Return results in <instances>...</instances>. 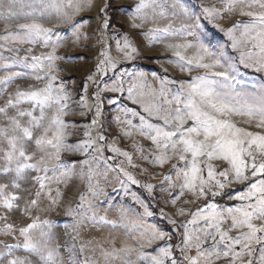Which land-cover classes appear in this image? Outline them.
<instances>
[{
  "label": "snow or ice",
  "instance_id": "snow-or-ice-1",
  "mask_svg": "<svg viewBox=\"0 0 264 264\" xmlns=\"http://www.w3.org/2000/svg\"><path fill=\"white\" fill-rule=\"evenodd\" d=\"M94 0H0V17L6 22L18 17H31L30 22L15 24L11 31L6 24L4 34L0 35V96H5L0 105V236L11 238L13 243H0V264H98L90 257L80 259L85 251L75 243L68 252L67 260L61 248L54 241L53 229L57 222L44 218V214L55 210L64 203L61 186L78 178L85 184L75 207L72 204L64 209V215L71 217V228L78 236V228L85 222L95 225L117 227V220L109 219L108 209L99 214L102 197L108 194L101 186L100 178L107 182L108 172H116L120 188L128 193V184L140 182L124 167H138L133 155L115 146V141L107 143L101 123L103 105L102 92L124 94L123 77L119 72L116 83L101 88L89 104L88 86L73 100L71 93L59 80L62 71L57 62L70 58L57 55L68 36L72 43L78 44L90 37L81 34L85 21L76 20L84 11H91ZM202 7L203 18L212 23L231 42L239 57L228 56L223 50L219 55L212 53L201 44L197 37L200 17H195L190 26L173 29L155 28L148 35L153 38L169 35H187L196 43H183L171 46L176 57L173 61L181 71L203 70V75L191 77L189 81L162 79L159 89L149 87L152 102L144 103V74L127 88L128 99L140 104L144 113L151 119L128 109H121L125 119L116 117L121 135L131 138L133 133L151 141L152 148L146 149L135 142L133 150L139 158L153 167L163 168L170 164V172L164 176L162 184L172 198L175 207L177 200L184 196L191 199L183 203L191 204L205 201L194 212L177 208L175 215L189 216L180 225L171 217H166L176 228H183L179 243L173 244V237L154 224H146L144 216H151L148 206L132 193L133 201L144 209V214L133 213L130 208L120 206L119 226L123 227L128 240L117 248L113 242L110 249L101 248L104 264H264V85L258 91L247 92L237 88L241 83L240 67L256 73H264V0H221V6ZM109 3L100 9L102 23L99 31L110 30L108 16ZM159 9L164 15L166 5L162 0H138L131 11L130 19L141 18L147 9ZM187 11L186 9L184 10ZM225 13L247 17V21H237L232 27L222 28L216 20ZM127 14V13H125ZM55 17L58 23L54 28L45 27L35 17ZM67 25L68 35L56 31ZM133 28L140 27L135 23ZM239 32V37L236 33ZM116 51L123 60H132L138 55L137 49L127 35L112 37ZM41 44L50 49L39 56L31 55V48L24 56H19V48L13 45ZM101 43H105L102 39ZM87 51V49H85ZM193 50V55L186 53ZM13 53L5 56L2 53ZM95 72L88 81L97 83V76L117 71L120 60L110 54V46L99 53ZM210 61V62H209ZM22 71H14V68ZM135 76L134 73H127ZM24 78H31L42 87L21 88L17 86L9 92L10 85ZM178 87H170L176 85ZM159 101V102H157ZM109 104L117 101L109 99ZM76 104L80 116L92 113L89 123L83 125V139L69 143L73 130L80 127L70 123L66 117L75 115L71 105ZM94 107V112H93ZM138 117L139 123H133ZM244 118L237 121L235 118ZM161 123H153L152 121ZM190 122V123H189ZM252 128L258 131L251 130ZM96 131L95 136L93 130ZM114 155L104 157V151ZM66 154L83 156L82 161H69ZM123 157L119 168L109 165L108 160ZM176 161V163H173ZM103 169V171H101ZM147 171V169H144ZM174 178V179H173ZM232 185H243L239 192H229ZM143 187L151 194L154 185ZM178 191L173 194V190ZM226 197L236 201L233 206L220 204L217 198ZM109 205V208H112ZM19 212L29 222L17 227L9 222L11 214ZM233 233H236L233 235ZM131 241V242H129ZM162 242V243H161ZM153 244L159 246L152 252L146 251ZM22 252L23 255H17ZM135 257V259H133Z\"/></svg>",
  "mask_w": 264,
  "mask_h": 264
},
{
  "label": "rangeland",
  "instance_id": "rangeland-1",
  "mask_svg": "<svg viewBox=\"0 0 264 264\" xmlns=\"http://www.w3.org/2000/svg\"><path fill=\"white\" fill-rule=\"evenodd\" d=\"M81 3H86V0H80ZM166 5V12L164 15L159 14V9L153 11L151 8L147 9L141 18L132 21L130 19L131 11L134 9L138 0H94L93 7L91 11H84L79 16L75 17L76 20L85 21V27L81 29L82 35H87L90 37L89 40L83 41L78 44L72 43V38L68 36L63 46L58 50L57 55L70 58L69 62L64 60L58 61L57 66L62 69L59 73V80L63 81L65 87L69 90L72 95L73 100H77L82 94V89L85 85L88 86V95L90 97L89 104L92 105L94 101L91 97L95 94L97 84L101 88L105 86H112L116 81V76L119 72H125L123 77V86L125 92L123 95L114 92H102L101 101L103 105V115L101 116V123L103 127L104 135L107 137V143L111 144L115 141V146L123 151H128L133 155V161L138 165V167H130L125 161L124 167L130 172L136 180L140 182L139 185L128 184V193L120 188L119 183L116 181V172L109 171L107 176V182L100 178L101 186H105L107 192L106 197H102L100 202H94L99 204V214L104 215L105 210L107 211V216L109 219L117 220V227H112L111 225H95L90 222H85V224L78 228V236L75 241L72 237L76 235L71 228L65 229V224H72L73 220L71 217L64 215V209L68 204H72L75 207L78 201L79 195L85 189V184L82 183L78 178H73L68 182V186L65 188L61 186L64 192V203L57 207L55 210L44 214V218L51 219L57 222V227L53 229L54 241L61 248V254L67 260L68 252L66 249L70 248L73 243H75L76 248L79 249L81 245L85 247V251L81 254L80 259L85 257H90L97 261L98 264H104L103 258L100 253L101 248L110 249L113 242L115 246L119 248L122 242L128 240V234L123 227L119 226L118 211L120 206L130 208L133 213L140 214L143 216L144 209L140 207L139 204L135 203L132 198V193H135L143 202L148 206L151 216H144V222L146 224H154L158 228L166 231L173 237L172 243H179V234L183 232V228H176L169 223L166 217H171V219L176 221L177 225L182 222L187 221L189 216H177L175 215L177 208H184L189 212H194L198 207L205 203V201H197L196 203L185 204L184 200L191 199L190 196H184L177 200L175 207L170 203L171 196L168 195L167 184H162L163 178L171 170V165L167 164L163 168L153 167L151 164L142 161L139 158V154L133 150V143L142 145L146 151L144 155H149L150 153L147 149H151L153 146L151 141L144 139L143 137L133 133L131 138L121 135V128H127L126 125L117 124L116 117L120 116L121 120L125 119L121 113V109L129 110V117L131 112H137L144 115L146 118L151 119L144 113L140 104L133 103L128 99L127 88L131 83L135 82L140 73L144 74V80L140 81L141 84L145 85L143 91L145 95L136 97L137 99H143L144 103L152 102V97L148 94L149 87L151 89H159L160 81L162 79L180 81H189L191 77L196 75H203V70L192 71L188 73L187 71H181L173 61L176 57L171 51V46L183 43H196V39L187 35H169V36H158L153 38L148 35L155 28H165L171 25L173 29H181L185 26H190L192 20L195 17H200L199 24L200 27L197 31L198 40L205 48H208L210 52L219 55L220 51L223 50L228 56L239 57V52H234L231 48V42L220 32L217 27L208 20L203 18L202 7L216 6L219 8L221 6V0H162ZM105 3L110 4L108 9V16H114L115 19H110V30L101 33L99 25L102 23L99 18L100 9ZM187 10L186 12L184 10ZM127 13V14H125ZM31 17H18L10 21H5L0 17V35L4 34L5 26L8 25L11 31H15V24L20 22H30ZM37 22L43 23L45 27L54 28L58 23L55 17H35ZM247 17H241L238 14L225 15L216 20L222 28L232 27L237 21H247ZM135 23L140 25V27L133 28L132 24ZM68 26H62L56 31L61 34L68 35ZM127 35L132 41L134 47L137 49L138 55L132 60H123L120 54L116 51L115 40L112 37H120ZM239 37V32L236 33ZM105 43H101V40ZM0 43H3L0 41ZM110 46V54L114 58H118L120 62L117 66V71L114 73L111 70L108 71L107 75L97 76V83L93 84L88 81V76L95 72L96 64L99 61V53L106 47ZM14 48H19V56H24L28 49L31 48V55L39 56L42 53L50 51V49L44 48L41 44H19L13 45ZM87 49V51L85 50ZM2 52V49H0ZM5 56H11L13 53H2ZM186 55H193V50H189ZM210 62V61H209ZM14 71H22L21 68L17 67L13 69ZM241 75L238 79L241 81L237 88L242 91L253 92L258 91L262 85H264V73H256L250 69H245L240 67ZM127 73H134L135 76H130ZM4 75V69L0 68V76ZM19 86L21 88L28 87H42V84L36 83L31 78H24L19 80L17 83L9 86L8 91L12 92L15 88ZM170 87H178L176 85H170ZM5 96H0V105L4 103L6 99ZM109 99H114L117 101L116 104H109ZM159 102V101H157ZM72 110L76 113L75 115H69L66 119L70 123H75L80 125L77 129L73 130V135L69 138V143L77 142L83 139V125L90 122L92 113H88L87 116H80V109L76 104L71 105ZM93 107V112H94ZM237 121H242L244 118L236 117ZM153 123H161L160 121L153 120ZM133 123L138 124V117L133 119ZM190 123V122H189ZM253 131H258V129L252 128ZM98 129L93 130V135L95 136ZM114 154L105 148L104 157H110ZM69 161H82L83 156H73L66 154ZM124 160L123 157L116 156L114 159L108 160V164L119 168V162ZM176 163V161H173ZM147 169V171H144ZM103 171V169H101ZM174 179V178H173ZM150 183L154 185V191L149 194L143 187L144 184ZM243 185H232L228 191L229 192H239L242 190ZM178 189L173 190L175 194ZM218 202L224 206H233L237 202L229 200L226 197L217 198ZM112 205V208H109ZM9 222L14 223L17 227L23 226L29 221L22 217L19 212L13 213L9 217ZM3 222L0 221V224ZM236 233H233L235 235ZM13 243L11 238H6L0 236V243ZM131 242V241H129ZM162 243V242H161ZM158 244H153L146 251L152 252L153 249L157 248ZM17 255H23L22 252H17ZM135 259V257H133ZM219 264H227V261L221 260Z\"/></svg>",
  "mask_w": 264,
  "mask_h": 264
},
{
  "label": "trees",
  "instance_id": "trees-1",
  "mask_svg": "<svg viewBox=\"0 0 264 264\" xmlns=\"http://www.w3.org/2000/svg\"><path fill=\"white\" fill-rule=\"evenodd\" d=\"M112 17H113V19H115V17H114V16H110V15H109V18H110V19H112ZM115 20H116V19H115Z\"/></svg>",
  "mask_w": 264,
  "mask_h": 264
}]
</instances>
